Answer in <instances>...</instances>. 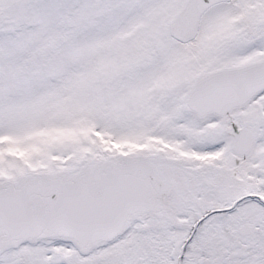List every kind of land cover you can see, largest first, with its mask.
Wrapping results in <instances>:
<instances>
[{
  "label": "snow or ice",
  "instance_id": "obj_1",
  "mask_svg": "<svg viewBox=\"0 0 264 264\" xmlns=\"http://www.w3.org/2000/svg\"><path fill=\"white\" fill-rule=\"evenodd\" d=\"M0 264H264V0H0Z\"/></svg>",
  "mask_w": 264,
  "mask_h": 264
}]
</instances>
